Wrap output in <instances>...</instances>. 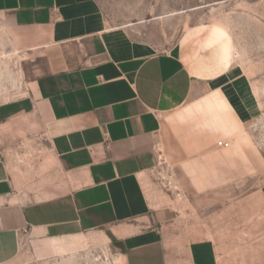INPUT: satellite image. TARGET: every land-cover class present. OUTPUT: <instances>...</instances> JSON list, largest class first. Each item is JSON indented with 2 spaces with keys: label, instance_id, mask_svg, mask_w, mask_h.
I'll use <instances>...</instances> for the list:
<instances>
[{
  "label": "crops",
  "instance_id": "0c3cea01",
  "mask_svg": "<svg viewBox=\"0 0 264 264\" xmlns=\"http://www.w3.org/2000/svg\"><path fill=\"white\" fill-rule=\"evenodd\" d=\"M0 23L30 79L26 95L0 102V264H42L52 239L94 231L115 264H218L178 225L154 170L165 119L225 95L230 41L193 28L155 52L108 29L93 0H0Z\"/></svg>",
  "mask_w": 264,
  "mask_h": 264
},
{
  "label": "rangeland",
  "instance_id": "374dc122",
  "mask_svg": "<svg viewBox=\"0 0 264 264\" xmlns=\"http://www.w3.org/2000/svg\"><path fill=\"white\" fill-rule=\"evenodd\" d=\"M93 2L108 28H120L155 52L176 45L193 28L210 27L230 41L232 65L219 81L228 99L218 89L165 119L154 176L174 197L178 225L210 242L218 264H264V0ZM3 37L0 52L13 51ZM16 60L0 58V102L21 98L30 87L28 62H21L25 86ZM235 148L243 153L219 156ZM49 250L54 256L42 264L116 263L110 243L89 242L74 254Z\"/></svg>",
  "mask_w": 264,
  "mask_h": 264
},
{
  "label": "bare ground",
  "instance_id": "6f19581e",
  "mask_svg": "<svg viewBox=\"0 0 264 264\" xmlns=\"http://www.w3.org/2000/svg\"><path fill=\"white\" fill-rule=\"evenodd\" d=\"M108 29H110V28H108ZM0 34L2 35V37L4 36L3 39H5L6 31H5V27L2 24L0 25ZM19 54H20V52L16 48H13V51H11V52H5V51L0 52V58H3V57L7 58V57L12 56L13 58L17 59L16 61H18V62L15 63V66H16V70H18V75H19L18 80L20 79L22 81V83H24L23 78H22V73H21V67H20V63L22 61V60H20V58L23 59L24 57H22V56L20 57ZM23 95H26V92H23ZM6 101H8V100H6ZM160 199H162V198H160ZM89 242L100 243V244H104V245L109 246V238L102 232L89 234L88 236L79 235V236H76L73 238H55V239L51 240L50 245H51V248L56 253L64 255V254H74V252H75L74 250H77L78 248H84L85 246L88 245ZM106 252H107V250H106Z\"/></svg>",
  "mask_w": 264,
  "mask_h": 264
},
{
  "label": "built area",
  "instance_id": "2783aa9c",
  "mask_svg": "<svg viewBox=\"0 0 264 264\" xmlns=\"http://www.w3.org/2000/svg\"><path fill=\"white\" fill-rule=\"evenodd\" d=\"M225 145H227V143Z\"/></svg>",
  "mask_w": 264,
  "mask_h": 264
}]
</instances>
